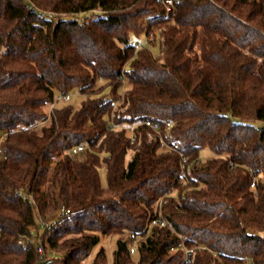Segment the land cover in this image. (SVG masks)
I'll use <instances>...</instances> for the list:
<instances>
[{
	"label": "trees",
	"instance_id": "obj_1",
	"mask_svg": "<svg viewBox=\"0 0 264 264\" xmlns=\"http://www.w3.org/2000/svg\"><path fill=\"white\" fill-rule=\"evenodd\" d=\"M0 156V264H264V0H0Z\"/></svg>",
	"mask_w": 264,
	"mask_h": 264
},
{
	"label": "built area",
	"instance_id": "obj_2",
	"mask_svg": "<svg viewBox=\"0 0 264 264\" xmlns=\"http://www.w3.org/2000/svg\"><path fill=\"white\" fill-rule=\"evenodd\" d=\"M178 0H161V2L165 5L166 7V12L169 13L171 12V10L173 9L175 3L177 2ZM148 42V39H146L145 42H134L133 45H135L137 47V49H140L142 48L143 46H145L144 44H146ZM69 99V96H59L58 97V100H68ZM143 124L145 126H147L149 129H150V132H149V137L150 138H154L156 135H160L161 136V132H162V127H167V128H170L172 125L170 122H166L164 120H161V121H152V120H146L145 122H143ZM133 129L134 127H132L131 129V133H130V136L132 138V140H134V133H133ZM161 141V144H162V147H167L166 143L164 142L163 138L161 137L160 139ZM85 146H79V147H76L73 149V154L76 155V154H79L80 152L84 151L85 150ZM1 157V156H0ZM182 175H183V179L181 180V182H183L185 180V177H186V173H185V167L182 166ZM252 188H256V184L255 182L253 181L252 182V185H251ZM70 212L69 209H67L65 206H62L59 210H58V215L56 217V219L58 217H62L64 216L65 214H68ZM56 221H53L49 224H54ZM157 224H160L161 226H165L166 225V221L164 218L160 217V218H157L155 220L152 221V225H157ZM179 238L180 239H184V236L181 235V234H178ZM132 239H135V236L134 235H131ZM184 250H185V253H186V258H191L192 256V253H193V249H189L188 247H186L185 245H182ZM136 251V247L135 246H132L130 248V252L133 254L135 253ZM39 252L40 253H43V248L40 246L39 247Z\"/></svg>",
	"mask_w": 264,
	"mask_h": 264
},
{
	"label": "rangeland",
	"instance_id": "obj_3",
	"mask_svg": "<svg viewBox=\"0 0 264 264\" xmlns=\"http://www.w3.org/2000/svg\"><path fill=\"white\" fill-rule=\"evenodd\" d=\"M154 37V34H153ZM149 40V39H148ZM146 41V38L143 39V42ZM142 42V43H143ZM148 48L151 50V52L153 53L154 56H159L160 55V47L159 44H155V45H149ZM83 100V96L79 93V92H74L71 95V100H70V104L73 105L74 107H79L81 102ZM167 148V147H164ZM211 155V152L208 149H205L201 152V158H206L209 157ZM101 180H102V184L106 185V173L105 170L102 169L101 170ZM58 215V211L56 212V214H53L50 218L47 219V223H51L53 221H56V217ZM117 239L118 236L117 235H111V236H102L101 237V241L100 243L93 249L92 253L90 254V256L84 261L83 264H92L95 256L97 255V253L99 252V250L101 248H103L107 254V261L108 264H115L114 262V252L117 248ZM137 241H135L133 244L134 246L137 248ZM134 259H138L139 255L138 253H135L133 255Z\"/></svg>",
	"mask_w": 264,
	"mask_h": 264
}]
</instances>
